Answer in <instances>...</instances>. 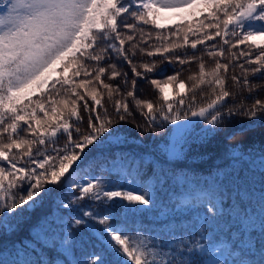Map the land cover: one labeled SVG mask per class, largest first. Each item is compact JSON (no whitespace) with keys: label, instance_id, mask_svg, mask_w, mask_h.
Returning a JSON list of instances; mask_svg holds the SVG:
<instances>
[{"label":"snow or ice","instance_id":"obj_1","mask_svg":"<svg viewBox=\"0 0 264 264\" xmlns=\"http://www.w3.org/2000/svg\"><path fill=\"white\" fill-rule=\"evenodd\" d=\"M0 5V235L50 205L0 264H264V149L233 151L228 171L200 179L143 157L126 164L137 136L123 127L146 134L175 125L173 157L201 122L202 143L256 134L264 0ZM193 63L198 70L182 78ZM140 82L153 98L138 95ZM236 116L249 123L226 130ZM244 165L261 176L258 190L240 182ZM169 179L184 191L166 193ZM154 211L173 221L151 238L129 227Z\"/></svg>","mask_w":264,"mask_h":264},{"label":"trees","instance_id":"obj_2","mask_svg":"<svg viewBox=\"0 0 264 264\" xmlns=\"http://www.w3.org/2000/svg\"><path fill=\"white\" fill-rule=\"evenodd\" d=\"M2 6V5H0ZM209 66H211L210 61H206ZM162 67L165 65H161ZM127 70V69H125ZM197 65L193 63L188 68L185 69L182 78H186L187 75L191 74V72L197 71ZM239 71V69H237ZM171 67L167 68V74H171ZM162 78V77H156ZM254 83H259V79L253 81ZM139 88L141 92L138 95L141 98H153L155 96L154 90L146 83L140 82ZM260 97H264V90L258 93ZM231 98H229V103H231ZM251 101L249 100L248 103ZM137 121L140 120V117L137 115ZM249 121L246 117L236 116L233 118L232 122L228 125V131H231L237 128L240 124H247ZM201 124L197 125L195 131L191 134V137L188 139V145L185 146V151L182 156L179 157H169L166 154V149L170 142V137L172 136V131L175 125L169 124L163 129L157 127L155 133L149 131L146 134H138L135 131V126L133 123L128 122L123 125L126 130H129L130 135L137 136V140L135 144L130 146L129 159L125 161L126 164L138 162L142 157L147 159L156 160L157 169L162 165L167 170H172L177 174L187 173L189 176L197 177L200 179L209 177L210 174L215 173L217 168H223L225 171H228V165L231 163L229 159L230 153L233 151L239 153L241 151L248 152L250 150H260L264 149V137H262L259 132L261 125L257 128L256 134L250 133H237L235 139L229 141L223 138L224 133L221 132L217 135V137L209 138L206 142H200L195 137L198 134V128ZM240 144V149H233L230 147L232 144ZM133 156L135 160H133ZM248 165H244L243 168L239 170V179L241 183H246L247 186L255 187L257 190L259 189V182L261 180V176L258 172L255 174L247 171ZM96 174H100L97 172ZM111 179L115 180L117 177L115 174L110 176ZM231 186H229L228 192L231 193ZM164 191L166 193L176 192L180 194L184 191V186L176 183L174 180L169 179L164 186ZM50 210V205L45 204L43 208H37L35 211L31 213H25V217L23 222L20 224L18 232L12 234L11 236L0 235V260L10 259L12 258L10 253L14 252L13 244H16V247H21L20 241L24 243H28L31 239L29 235V229L33 223L39 218V216L45 212ZM187 214H181L175 217V222H180L184 219V216ZM173 221V217H166L159 214V212H150L145 213L143 216L138 217L135 221L129 219V227L134 229H141L142 235L144 237H149L153 235V233L159 230L164 224ZM147 229V231H144ZM47 256L49 257H59L58 254L54 251L47 252Z\"/></svg>","mask_w":264,"mask_h":264},{"label":"rangeland","instance_id":"obj_3","mask_svg":"<svg viewBox=\"0 0 264 264\" xmlns=\"http://www.w3.org/2000/svg\"><path fill=\"white\" fill-rule=\"evenodd\" d=\"M178 123H180V122H178ZM201 127H203V123L201 122V125H200V127L198 128V133H199V129L201 128ZM174 128H175V126H174ZM172 133H173V131H172ZM176 143V138H175V136H174V134H172V136L170 137V142H169V144H168V147H167V149H166V154H167V156H169V157H173V156H171V149H172V147H173V145ZM183 154H181L180 156H182ZM176 157H179V156H176Z\"/></svg>","mask_w":264,"mask_h":264}]
</instances>
